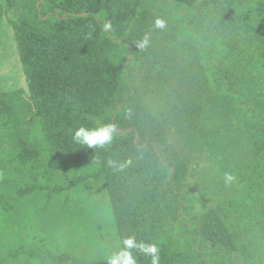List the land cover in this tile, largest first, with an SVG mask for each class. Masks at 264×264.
Here are the masks:
<instances>
[{
	"label": "trees",
	"instance_id": "obj_1",
	"mask_svg": "<svg viewBox=\"0 0 264 264\" xmlns=\"http://www.w3.org/2000/svg\"><path fill=\"white\" fill-rule=\"evenodd\" d=\"M3 16L43 143L40 149L21 143L10 162L32 174L45 164L62 173L97 169L118 242L135 236L157 244L160 264H249L225 223L226 209L211 207L189 185L166 120L142 100L137 84L155 21L162 19V32L171 33L165 51L177 60L169 121L194 152L207 153L218 172L236 177L230 184L264 227V99L256 103L239 89L232 58L239 47L264 53V0H5ZM103 124L117 128L111 145L73 143L80 126ZM109 160L128 166L117 172ZM133 255L137 264H150V257Z\"/></svg>",
	"mask_w": 264,
	"mask_h": 264
},
{
	"label": "rangeland",
	"instance_id": "obj_2",
	"mask_svg": "<svg viewBox=\"0 0 264 264\" xmlns=\"http://www.w3.org/2000/svg\"><path fill=\"white\" fill-rule=\"evenodd\" d=\"M0 0V264H56L47 256L69 255L105 261L114 250L116 227L111 217L104 176L97 169L62 173L46 164L32 174L10 162L21 143L40 149L37 121L29 106L24 74L12 28L3 16ZM151 32L145 66L138 81L139 95L166 120V135L183 160L187 182L213 208L226 209L225 223L249 264H264V227L253 215L248 199L217 171L205 152H194L176 134L169 121L172 102L169 85L177 60L165 51L168 31ZM233 55L235 80L251 101L264 99V53ZM34 188L30 194L18 191ZM18 252L13 257L10 253Z\"/></svg>",
	"mask_w": 264,
	"mask_h": 264
},
{
	"label": "clouds",
	"instance_id": "obj_3",
	"mask_svg": "<svg viewBox=\"0 0 264 264\" xmlns=\"http://www.w3.org/2000/svg\"><path fill=\"white\" fill-rule=\"evenodd\" d=\"M155 27L163 29L165 21L157 19ZM148 45V39L145 37L138 45L145 48ZM117 136V128L113 124H103L94 128L80 126L74 131L72 141L80 148L86 149H103L113 143ZM98 162V161H97ZM108 166L114 171L122 172L127 166L128 162L117 163L115 161H107ZM236 179L232 174L225 175V183L230 184ZM142 254L145 257H150V264H160V248L155 243H145L137 241L135 236H129L116 243L114 250L105 255L106 264H137L136 257L133 252Z\"/></svg>",
	"mask_w": 264,
	"mask_h": 264
}]
</instances>
